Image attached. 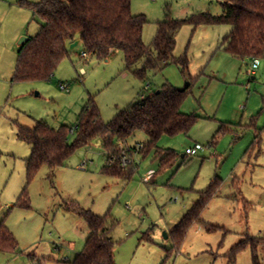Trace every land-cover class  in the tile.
I'll list each match as a JSON object with an SVG mask.
<instances>
[{
  "label": "rangeland",
  "instance_id": "1",
  "mask_svg": "<svg viewBox=\"0 0 264 264\" xmlns=\"http://www.w3.org/2000/svg\"><path fill=\"white\" fill-rule=\"evenodd\" d=\"M20 1L0 0V223L18 243L17 253H0V264H72L90 231L70 206L110 215L116 264H253L250 247L234 257L233 250L249 238L264 240V59L252 74L253 61L233 58L222 48L229 26L186 24L174 53L189 59L185 75L172 63L142 80L126 69L122 52L99 59L83 56L79 46L51 81L15 84L20 42L34 38L41 24ZM132 13L147 18L143 40L151 47L168 14L183 21L202 13L218 17L223 9L220 0H132ZM188 84L181 112L198 122L187 135L159 141L161 150L177 155L171 167L161 169L153 150L132 155L128 178L105 175L108 155L96 140L63 167L44 166L27 187L32 146L18 139L19 126L42 121L53 129H72L90 99L109 123L164 85L183 90ZM75 138L71 134L70 142ZM147 142L137 133L128 144L138 149ZM187 149L198 154L188 156ZM217 178L223 184L202 223L178 242L172 232ZM25 188L29 208L17 206ZM212 226L220 229L207 232ZM257 256L264 264V247Z\"/></svg>",
  "mask_w": 264,
  "mask_h": 264
},
{
  "label": "trees",
  "instance_id": "2",
  "mask_svg": "<svg viewBox=\"0 0 264 264\" xmlns=\"http://www.w3.org/2000/svg\"><path fill=\"white\" fill-rule=\"evenodd\" d=\"M220 4L223 14L218 17L202 13L179 21L168 14L158 23L154 44L149 47L143 40L148 20L144 15L132 13V0H41L38 3L22 0L20 7L31 11L41 24L38 34L21 46L13 83L51 81L69 55V46L78 40L84 53L99 59H107L115 51L122 52L126 69L142 80L149 72H162L172 63L185 75L189 70V59L186 56L176 59L174 53L176 37L186 24L195 28L229 26L231 30L222 41L225 52L243 61L264 59V0H220ZM140 62L143 64L139 68ZM188 89L181 91L164 85L143 99H137L109 123L103 121L94 100L90 99L72 129L68 126L53 129L42 121L32 128L19 126L18 139L32 146L26 162L27 187L44 166L63 167L77 150L90 147L96 140L108 155V164L102 168L105 175L124 179L131 175L132 162L126 167L121 165L127 147L130 159L137 153L147 155L155 150L160 168L171 167L176 153L161 150L158 144L164 137L189 134L197 124V116L181 112ZM137 133L146 135L148 142L141 148H130L128 141ZM71 134L76 137L72 143ZM111 160L114 164H110ZM222 184L223 181L217 178L201 193L200 200L172 232L178 242L185 239L193 225L202 223L203 213L220 192ZM27 200L25 188L17 206L29 208ZM70 211L84 219L90 231L85 249L72 264H116L110 215L100 217L77 206H70ZM219 229L212 226L206 231L213 233ZM249 247L253 252V264H261L257 252L264 247V240L247 239L233 250V257ZM17 251L18 243L2 221L0 253L15 254Z\"/></svg>",
  "mask_w": 264,
  "mask_h": 264
},
{
  "label": "built area",
  "instance_id": "3",
  "mask_svg": "<svg viewBox=\"0 0 264 264\" xmlns=\"http://www.w3.org/2000/svg\"><path fill=\"white\" fill-rule=\"evenodd\" d=\"M83 56L86 57V53L83 52ZM261 62L260 59H255L252 62V73H255L256 70L260 67ZM82 73H85L84 70H82ZM62 89H67V87L65 85H62ZM144 98V96H142V99ZM143 145H139L138 147L141 148ZM122 148V147H121ZM198 154L196 149H187L186 150V155L188 156H196ZM130 163V158L128 157V155L125 153L122 156L121 159V165L123 167H126L128 164ZM110 164H114V160H111ZM87 166L86 163L82 164V168H85Z\"/></svg>",
  "mask_w": 264,
  "mask_h": 264
},
{
  "label": "water",
  "instance_id": "4",
  "mask_svg": "<svg viewBox=\"0 0 264 264\" xmlns=\"http://www.w3.org/2000/svg\"><path fill=\"white\" fill-rule=\"evenodd\" d=\"M29 39L24 38L22 39V41L20 42V46H23ZM79 45V41L74 42L72 45H70L69 49L73 50L75 49L77 46ZM190 84H188L183 90L181 91H186L189 88ZM166 238H168V235H166Z\"/></svg>",
  "mask_w": 264,
  "mask_h": 264
},
{
  "label": "crops",
  "instance_id": "5",
  "mask_svg": "<svg viewBox=\"0 0 264 264\" xmlns=\"http://www.w3.org/2000/svg\"><path fill=\"white\" fill-rule=\"evenodd\" d=\"M79 41V45L77 46V47H81L82 46V43H81V41L80 40H78ZM72 45V44H71ZM70 47V46H69ZM76 47V48H77ZM70 50V49H69ZM74 50V49H73ZM70 51H72V50H70ZM83 70V69H82ZM252 74H255V73H252ZM100 142V141H99ZM145 144V143H144ZM140 145V144H139ZM141 145H143V143L141 144ZM128 146H129V144H128ZM121 147V146H120ZM130 147V146H129ZM132 148H134V147H132Z\"/></svg>",
  "mask_w": 264,
  "mask_h": 264
}]
</instances>
